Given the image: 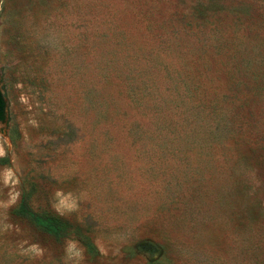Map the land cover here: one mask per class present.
Returning a JSON list of instances; mask_svg holds the SVG:
<instances>
[{
    "label": "rangeland",
    "instance_id": "rangeland-1",
    "mask_svg": "<svg viewBox=\"0 0 264 264\" xmlns=\"http://www.w3.org/2000/svg\"><path fill=\"white\" fill-rule=\"evenodd\" d=\"M0 87V264H264V0H0Z\"/></svg>",
    "mask_w": 264,
    "mask_h": 264
},
{
    "label": "trees",
    "instance_id": "trees-1",
    "mask_svg": "<svg viewBox=\"0 0 264 264\" xmlns=\"http://www.w3.org/2000/svg\"><path fill=\"white\" fill-rule=\"evenodd\" d=\"M5 99L4 92L0 91V119L5 116ZM33 184L30 190L21 193L14 210L15 214L26 218L40 230L56 239L61 240L68 236H75L90 256L97 257L99 253L90 234L76 222L56 212L46 200L42 203L39 202L37 208L32 206L31 197L35 192V184Z\"/></svg>",
    "mask_w": 264,
    "mask_h": 264
},
{
    "label": "water",
    "instance_id": "water-1",
    "mask_svg": "<svg viewBox=\"0 0 264 264\" xmlns=\"http://www.w3.org/2000/svg\"><path fill=\"white\" fill-rule=\"evenodd\" d=\"M2 90V89H1ZM5 101H6V99H5ZM7 112V101H6V109H5V113Z\"/></svg>",
    "mask_w": 264,
    "mask_h": 264
},
{
    "label": "flooded vegetation",
    "instance_id": "flooded-vegetation-1",
    "mask_svg": "<svg viewBox=\"0 0 264 264\" xmlns=\"http://www.w3.org/2000/svg\"><path fill=\"white\" fill-rule=\"evenodd\" d=\"M0 91H2V90H1V87H0Z\"/></svg>",
    "mask_w": 264,
    "mask_h": 264
}]
</instances>
